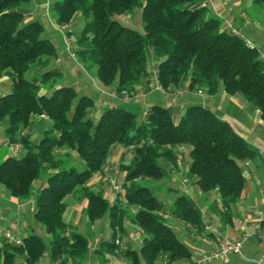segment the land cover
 Returning a JSON list of instances; mask_svg holds the SVG:
<instances>
[{
  "label": "trees",
  "instance_id": "obj_1",
  "mask_svg": "<svg viewBox=\"0 0 264 264\" xmlns=\"http://www.w3.org/2000/svg\"><path fill=\"white\" fill-rule=\"evenodd\" d=\"M31 0H0V79L6 77V92L0 93V123L7 145L20 142L22 155L8 156L0 163V186L18 200H28L32 184L41 181L34 197L33 219L44 228L49 241L30 234L23 246H11L0 238V264H36L47 256L51 264H83L88 240L66 221L75 196L85 202L86 220L93 224L106 219L111 238H101L93 256L106 264L107 256H122L127 264H176L189 260L191 252L162 216L164 203L147 181L161 183L167 172L160 162L176 166V148H189V173L199 191L218 194L210 211L222 225L236 219L235 206L245 187L243 163L254 159L248 143L230 126L200 105L186 108L177 123L171 110L158 105L148 108L142 119L129 107L134 102L105 107L93 119L95 101L72 87L54 86L62 74L45 70L40 80L28 81L24 74L32 67L48 68L58 53L45 37L37 20H26L22 10ZM207 0H54L49 7L56 26L83 19L79 32H68L75 57L95 67L103 89H115L118 97H131L143 89L156 71L163 91L185 87L208 96L222 89L227 95H241L259 112L264 123V62L259 50L231 34L223 20L204 4ZM264 8V0H253ZM139 14L142 32L121 24L116 17ZM42 84L53 89L40 93ZM141 115V114H140ZM45 116L50 126L34 142L20 137L31 118ZM114 146L130 149V159L119 166L120 190L112 203L89 181L102 175ZM71 153L76 156L73 157ZM72 156V157H71ZM72 163L82 168L77 170ZM169 215L203 230L201 212L187 195L176 193ZM125 222L141 230L138 250L119 252L117 233Z\"/></svg>",
  "mask_w": 264,
  "mask_h": 264
},
{
  "label": "crops",
  "instance_id": "obj_2",
  "mask_svg": "<svg viewBox=\"0 0 264 264\" xmlns=\"http://www.w3.org/2000/svg\"><path fill=\"white\" fill-rule=\"evenodd\" d=\"M53 1L43 0L39 3V0H31L29 7L22 10L26 20H37L40 16H44L45 14H43V11H46ZM217 1L222 6L220 12L219 8L216 6L218 4H214V0H210L211 7L213 8L215 15L223 21L231 22L234 27L239 28L242 31L244 38L257 50L264 53V33L262 35L255 34V30L264 32V24L259 26L250 18L246 10L242 8L241 0ZM246 4L247 7H250L252 0H247ZM242 14H245L249 18V24H245L241 20ZM51 22L55 24L53 19H51ZM68 28L69 25H66V30ZM62 37L64 39L63 43L67 45L65 51L62 50L58 52L56 49V42L54 40H50L55 47L58 56L56 59L49 62V66H52V69L59 70L61 74L63 73L64 68H67L70 70L71 76L75 78L77 77L76 74L78 70L83 67V64L76 57H72L74 49L71 46V40L68 39L66 35H63ZM6 83H8V79L6 77L0 79V93L5 92L4 85ZM150 84L151 81L149 79L148 82H146V85L143 86V89L139 90L146 93L145 106L147 109L151 105L168 108L171 110L173 122L177 123L186 108L193 105H200L209 109L219 120L226 122L238 136L243 138L248 143L249 148L255 155L252 161L241 165V171L245 178V187L240 196V200L234 209L237 217L230 225L220 224L218 217L209 209L210 203H219L218 194L210 192L203 195L199 191L198 186L195 184V177L189 173V158L186 159V156L188 157L189 153L188 148L187 151L185 146L176 148V152L180 151L182 155V162L180 165L173 166L168 163H164L163 167L167 172L166 178L161 183L155 184L153 188H156L157 190L163 188V190L169 193H174L173 198L170 196L164 201L161 200L165 205V213L167 214L166 220L169 226L191 252V258L189 260L180 261L176 264H195L194 262L197 257L207 254L214 249V237L217 234H221L223 237L231 241L244 239L242 246L243 257L231 254L228 257L227 263L212 261L207 264H264V239L260 236L262 230L264 229V123L260 120L259 112L241 95L236 94L230 96L222 89H220L213 96H208L204 93L200 95L197 91H186L182 94L170 96L162 91H149ZM181 88L182 87L175 88L169 92H174L176 90H180ZM102 90V86L95 88V110L91 114L93 119L99 118L103 108L109 105L114 103L124 104L128 102L125 99L117 101L106 99L101 94ZM37 123H41V126L43 127H48L46 123L50 126V120L42 116H34L31 118L28 127L25 128V135H28L29 139L34 142L39 139L37 138V132L35 130V128H37ZM4 144L8 146L6 142ZM129 151L130 149L120 146L112 147L110 150V158L107 160V164L104 169H107L108 172H113L114 169H119L120 165L129 161ZM8 156H10V154L7 152L4 159ZM118 179L121 180V177ZM146 183L147 185L151 184L150 181H147ZM41 184L42 180L33 182L32 191L37 192ZM88 186L94 191H102L103 197H105L109 203H112L116 198V194L108 191L107 184L104 182L102 175L94 176L89 181ZM0 187V216L3 219L10 218L9 225L5 228H1L0 225V237L2 238L4 231L10 230L22 238L23 234L19 225L21 223L20 215L23 214L19 213V209L20 207H23L22 205H24L29 199H14L8 195L2 186ZM176 193L185 194L196 203L197 208L201 212L203 225V230L201 232H198L189 224L169 215ZM70 198L76 199L73 195L67 197L66 201ZM76 200L79 201L78 199ZM29 212L33 213V208H31ZM64 217L65 221L71 227L75 226L78 222L81 224L79 214L70 205L68 206ZM87 225L89 231L94 229V223L91 224L87 221ZM107 228L110 227L106 220V223L99 229V236H94L91 241L95 238L101 239L102 236L107 233ZM124 228V233H120V238L124 242V247L125 249L131 248L135 250L133 244L140 241L141 233L129 222H125ZM109 235L110 237L108 239L111 238L112 233L110 232ZM90 244L91 243H88V245ZM139 244L141 245V243ZM41 259L36 264H51L47 256H44ZM107 260L106 264H127L126 260L122 256H107ZM18 264H25L22 257L18 258ZM83 264L98 263L93 255H88ZM157 264H162V261L160 260Z\"/></svg>",
  "mask_w": 264,
  "mask_h": 264
},
{
  "label": "rangeland",
  "instance_id": "obj_3",
  "mask_svg": "<svg viewBox=\"0 0 264 264\" xmlns=\"http://www.w3.org/2000/svg\"><path fill=\"white\" fill-rule=\"evenodd\" d=\"M41 1H43V0H39V3H41ZM51 1H53V0H51ZM241 1H242V8H244L246 10V12L250 16V18L253 21H255L259 26L264 24V8L255 7V6H253V4H251L250 7H247V4H246L247 0H241ZM252 3H253V0H252ZM214 4H218L216 6H217V8H219V12H220V10L222 9V6L220 5V3H218L217 0H214ZM43 14H45V15L40 16L37 20L44 27L45 37L49 40H54L56 42V49L58 52H60L62 50L65 51L67 48V45H65V43H63L64 39L62 36L66 35L68 32L69 33L70 32H79L81 30V28L83 27V19L81 17H78L77 19H75L73 22H71L69 24V28L67 30H65L64 32L61 33L59 31V26H56L55 24H53L51 22L52 18H51L49 8L46 11L44 10ZM116 19L121 24L128 26V27H131V28L137 30L138 32H142V26H141L140 21H139V14L138 13H135L132 16L116 17ZM263 33H264L263 31L255 30V34L262 35ZM50 68L52 69V66H49V65H48V68H41V67L34 66L24 74V78L28 81H32L34 79L40 80L41 74L46 69L50 70ZM62 74H63L62 78L57 80V82L54 85L55 87L56 86H58V87H72L78 92L79 95L80 94L83 95L86 93L88 96H90L93 99L95 98V96H94L95 88L101 87V84L98 82V80L95 76V67L92 65L83 64V67H81V69L78 70V72L76 74L77 77H75V78L73 76H71L70 70H68L67 68L66 69L64 68V71ZM69 84H71V85H69ZM47 85L48 84H42L41 85L40 93L45 94L46 96H49L53 89L47 90ZM4 90H5V92L7 91L6 88ZM134 103H137L138 105H140L141 111H139L135 107H129V109L131 111H133L134 113H136L138 115V118H141L140 114H141L142 110L144 109V107H142L141 104L138 102L134 101ZM47 123H46V125H48V127H49V124H47ZM6 125H7V119L4 118L0 123V163L4 159V156L6 155L7 152L12 157H20L23 154L22 152L15 153L13 151V146H12L13 144L8 145V146H6L4 144L6 142V137L4 134V130L6 128ZM41 125H42L41 123H37L36 124L37 128H35V130L37 132L36 133L37 138H39V139L42 137L43 132L48 128L47 126L43 127ZM22 131H25V129H23ZM187 148L188 147H186V151H187ZM71 155L73 157L76 156L74 153H72ZM187 158L188 157L186 156V159ZM160 164L164 166V162H160ZM71 165L74 166L77 170L82 168L77 163H72ZM43 180H45V179L42 178V181ZM119 182H121V180H119ZM150 183H151L150 184L151 187H154L156 184L153 182H150ZM153 191L156 193L157 198L159 200H162V201L166 200L170 196H171V198H173V196H174V193H172V192L169 193V192L163 190V188L158 189V190L156 188H153ZM35 193L36 192L32 191L29 200L27 202H25V204L22 205L23 207H20V209H19V213L23 214V215H20L21 223L19 225V228L23 234L22 238L26 237L30 234H35L43 240V242L46 246H48V241H49L48 235L46 234L44 228L41 227L39 224H37L34 221L33 213L29 212V210L31 208H34ZM116 196H117V194H116ZM66 202L71 207H73L74 210H76V212L79 214V219L81 218V224L78 222L72 228L75 231H77L78 233H80L81 235L85 236L88 240V243H92V241H91L92 238L94 236H99V229L106 223V219H102V220L95 222L94 223V229L92 231H89L88 225H87V220H86L85 214H84V206H85L84 201L83 200L77 201L76 199L70 198ZM9 222H10V218L3 219L0 216L1 228H5L7 225H9ZM110 232H111V229L107 228V233H105V235L102 236V238L108 239L110 237V235H109ZM141 240H142V236H141L139 242L133 244V247L135 250H138L140 248L141 245L139 243H141Z\"/></svg>",
  "mask_w": 264,
  "mask_h": 264
},
{
  "label": "built area",
  "instance_id": "obj_4",
  "mask_svg": "<svg viewBox=\"0 0 264 264\" xmlns=\"http://www.w3.org/2000/svg\"><path fill=\"white\" fill-rule=\"evenodd\" d=\"M204 5L207 6L208 8H210L212 10V12L215 14L213 8L211 7L210 0H207V2ZM241 20L245 24L250 23L249 18L245 14L241 15ZM223 26L231 34L242 38L245 41L246 45L250 49L255 48L250 42H248L244 38L242 31L239 28L234 27L231 22L224 21ZM65 30H66V25L59 27L60 32H64ZM258 54H259V58L264 62V53L259 51ZM72 57L75 58V55L73 53H72ZM148 72L151 74V77H150L151 84H150V89H149V91H151V92L152 91H162L163 93H166L170 96H174L176 94H182V93L188 91L187 88L182 87L180 90H176L174 92H165L162 90V88L157 83L156 71H154L152 68H149ZM197 93L200 95L202 94L200 91H197ZM101 94L106 99H110V100H114V101L120 100V98L118 97V94L116 93L115 89H113V88L103 89L101 91ZM145 97H146V93H144L143 91H137L131 97H124L123 100L125 99L128 102H134L135 101V102L140 103L141 106L144 107V109L141 112V117H142V119H144L148 113L147 112L148 109L145 106ZM42 117H45V116H42ZM23 136H25V131H21V133H20V137H23ZM12 146H13V151L15 153L22 152V145L20 142H17L15 144H13ZM181 162H182V155H181L180 151H178V152H176L175 164L180 165ZM121 176H122V174L120 172V169H114L113 172H108L107 169H104L103 174H102V178H103L104 182L107 184V189L109 192H111L113 194H118V192L120 190V182H119L118 178ZM162 216L165 219L167 218L166 213H162ZM137 230L141 233L140 229L137 228ZM260 236H261V238L264 239V229L262 230V233ZM2 239L8 245L17 246V247L23 246V239L19 235H16L14 232H12L10 230L3 232ZM214 241H215L214 249L211 250L210 252H208L207 254H203V255H200L199 257H197L195 259V262H194L195 264H207V263H210L212 261H221L223 263H227L228 257L231 254H235V255L243 257L242 256V246H243L244 239L231 241V240L223 237L221 234H217L214 237ZM99 242H100L99 238L93 239L92 243L89 245V248H88V255L93 254L95 249L98 247ZM115 245L118 246L119 252L125 250L124 242L120 238V233H117V236L115 239ZM67 264H72V263H67ZM163 264H165V263H163Z\"/></svg>",
  "mask_w": 264,
  "mask_h": 264
}]
</instances>
